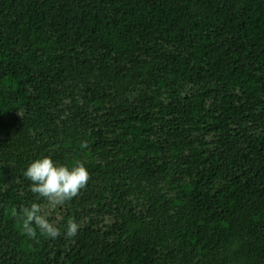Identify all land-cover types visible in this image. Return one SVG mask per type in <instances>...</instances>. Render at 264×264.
<instances>
[{
	"label": "trees",
	"instance_id": "1",
	"mask_svg": "<svg viewBox=\"0 0 264 264\" xmlns=\"http://www.w3.org/2000/svg\"><path fill=\"white\" fill-rule=\"evenodd\" d=\"M0 264H264V0H0Z\"/></svg>",
	"mask_w": 264,
	"mask_h": 264
},
{
	"label": "clouds",
	"instance_id": "2",
	"mask_svg": "<svg viewBox=\"0 0 264 264\" xmlns=\"http://www.w3.org/2000/svg\"><path fill=\"white\" fill-rule=\"evenodd\" d=\"M83 147H87L86 144ZM23 175L31 181L30 191L43 198L52 207L63 206L66 202L77 197L86 188L91 179L90 173L83 163L69 168L65 165L57 166L50 157L38 158L32 161ZM41 206L37 203L30 207H22L17 213L22 221V230L29 238H35L37 231L41 236L51 239L60 237L59 227L43 215ZM81 227L74 220L66 225V238H73Z\"/></svg>",
	"mask_w": 264,
	"mask_h": 264
}]
</instances>
